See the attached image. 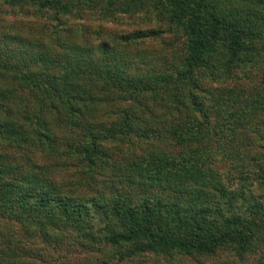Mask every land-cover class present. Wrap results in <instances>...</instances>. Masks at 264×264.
<instances>
[{
  "label": "trees",
  "instance_id": "trees-1",
  "mask_svg": "<svg viewBox=\"0 0 264 264\" xmlns=\"http://www.w3.org/2000/svg\"><path fill=\"white\" fill-rule=\"evenodd\" d=\"M0 4L46 17L51 39L0 53L1 220L36 227L45 248L73 228L114 262L264 264V0ZM102 23L131 26L103 38ZM162 35L173 60L141 65L131 50ZM102 108L114 117L96 119ZM31 151L73 160L91 193L63 191ZM24 245L0 264H37L43 248Z\"/></svg>",
  "mask_w": 264,
  "mask_h": 264
},
{
  "label": "rangeland",
  "instance_id": "rangeland-1",
  "mask_svg": "<svg viewBox=\"0 0 264 264\" xmlns=\"http://www.w3.org/2000/svg\"><path fill=\"white\" fill-rule=\"evenodd\" d=\"M0 7H2V11H0V53L8 51L9 54H14L19 45L17 37L25 35H28L25 37H34L33 39H38V42H42L43 45H48L50 43V37L41 33L42 25L47 21L46 17L34 16L32 10H28L25 7L23 10L18 8L20 13L15 11L13 8H7V6L1 5ZM96 26V21L84 20L81 29L82 32L88 34L89 28L93 29L96 28ZM129 26L131 25H128L127 23L121 25L118 23H102L101 30L105 34L103 38H106L108 32H118L121 28H129ZM166 37H168V35H162L157 38L147 40L143 42L142 45H137V48L144 49L146 52L145 54L135 50L131 51H134V53L139 55L135 56V58L141 60V63H144L141 65H145L147 60H151L150 63L160 64L164 59H166L169 63L173 60L176 45L168 46L164 44V41L166 42ZM91 41L90 38H88L87 45H92L94 49L96 43L92 44ZM170 41L171 40H167V43ZM6 90V88H3V85L0 86V91L9 95V92ZM17 115L20 116L19 114ZM97 115L98 117L96 119H103V121L114 117L112 110L109 108H102ZM15 119H18V117H15ZM74 142H76V140ZM1 149L3 150V147L0 146V150ZM23 155L25 154L22 152L19 155L17 153L13 155V164L20 165L21 168H24L23 164L27 160L22 158ZM29 156L34 157L36 159V163H44V165L49 166V168L43 170L45 176L50 177L57 186H60L63 189V191H70L71 195L80 196L91 193L90 191L85 192L87 188H85L83 179L81 178V172L79 173L78 167L75 165L73 160H64L61 158L54 160L49 158V160L41 157L39 153L36 155L35 151H31ZM10 157H12V155H10ZM34 158L33 160H35ZM31 229L32 228L30 227L26 228L25 225L19 226L11 220L0 219V249L3 250L4 248L5 251H11L10 253L12 254L13 251H16L19 245L22 244H25L24 246L36 245V247L40 245L43 248V251L29 256V259H34L37 264H220V262L225 261V255H218L208 259H202L200 263L192 262L191 260H187L185 257H179L177 260L171 261L170 263H162V261H157L151 256L146 255L138 257L133 261L114 262V260L106 259L107 257H105L104 252L103 254L101 251L96 252L95 250H88V248L80 245L79 234L74 231L73 228H66V226H64L54 229L53 231H56V234L51 233V237H54L53 241L59 242L52 243L49 248L46 247L47 249L43 246V244L39 243L41 238L35 236L37 228L35 227L33 229L35 230V234H32L33 231ZM58 236L60 237L58 238ZM25 256L26 254L22 255L23 258H25ZM19 258L17 257V259ZM2 260L0 259V261ZM6 263L7 259L4 258L2 264ZM243 264L251 263L247 262Z\"/></svg>",
  "mask_w": 264,
  "mask_h": 264
}]
</instances>
